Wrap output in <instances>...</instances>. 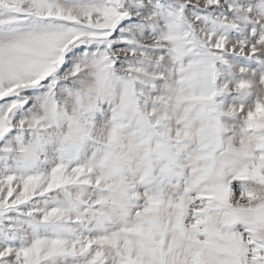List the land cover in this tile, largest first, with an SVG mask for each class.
I'll return each mask as SVG.
<instances>
[{
	"label": "snow or ice",
	"instance_id": "snow-or-ice-1",
	"mask_svg": "<svg viewBox=\"0 0 264 264\" xmlns=\"http://www.w3.org/2000/svg\"><path fill=\"white\" fill-rule=\"evenodd\" d=\"M0 264H264V0H0Z\"/></svg>",
	"mask_w": 264,
	"mask_h": 264
}]
</instances>
